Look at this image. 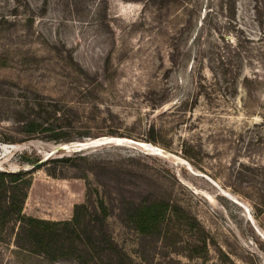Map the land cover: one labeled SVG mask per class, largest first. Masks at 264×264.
I'll use <instances>...</instances> for the list:
<instances>
[{"label": "rangeland", "instance_id": "374dc122", "mask_svg": "<svg viewBox=\"0 0 264 264\" xmlns=\"http://www.w3.org/2000/svg\"><path fill=\"white\" fill-rule=\"evenodd\" d=\"M175 1L0 0V15L16 10L0 25V148L22 149L0 150V171L43 160L23 213L66 221L86 204L88 229L96 189L104 231L136 264H264V0H235L232 26L224 0ZM22 91L59 103L60 140L20 142L3 113ZM157 200L190 220L139 234L132 203ZM12 248L0 264H35Z\"/></svg>", "mask_w": 264, "mask_h": 264}, {"label": "trees", "instance_id": "16d2710c", "mask_svg": "<svg viewBox=\"0 0 264 264\" xmlns=\"http://www.w3.org/2000/svg\"><path fill=\"white\" fill-rule=\"evenodd\" d=\"M224 1L221 16L226 24L232 26L236 24L235 0ZM11 12L1 13L0 25L9 24L7 19L15 15L13 13L16 12L15 8ZM204 19L205 16L201 20V26ZM5 96L6 94L0 93L1 98ZM10 97L14 101L8 104L3 114L5 120L21 128L24 139L20 142L48 131L54 132L51 138L56 141L65 134L63 127H56L61 119L62 110L58 102L32 91H22ZM66 160L59 159L52 162L62 163ZM39 161L26 159L25 163L31 166ZM42 166V164L38 165L29 171H0V244H9L13 247L10 251V260L35 262V264H55L61 261L73 264H105V262L136 264L124 251L118 249L113 239L104 231L108 208L96 189L97 210L94 214L95 225L91 229H88L90 224L83 218V212L88 213L86 204L75 205L71 219L66 221L38 219L23 213L27 191L31 186V173ZM172 217L190 220L186 211L180 206L172 205L165 200H157L149 203H132L128 221L139 234H153L171 221Z\"/></svg>", "mask_w": 264, "mask_h": 264}, {"label": "water", "instance_id": "95a60500", "mask_svg": "<svg viewBox=\"0 0 264 264\" xmlns=\"http://www.w3.org/2000/svg\"><path fill=\"white\" fill-rule=\"evenodd\" d=\"M87 144H91V142H89ZM68 149H69L68 145L63 144V145H59V146L55 147L54 151L57 152V153H59V152L63 153L65 151H68ZM42 163H43V160H40L38 163H36L34 165L24 166V168L22 170L23 171H29V170L35 168L36 166L41 165Z\"/></svg>", "mask_w": 264, "mask_h": 264}, {"label": "bare ground", "instance_id": "6f19581e", "mask_svg": "<svg viewBox=\"0 0 264 264\" xmlns=\"http://www.w3.org/2000/svg\"><path fill=\"white\" fill-rule=\"evenodd\" d=\"M96 145V144H95ZM52 147V146H51ZM22 148V147H21ZM30 148V147H28ZM0 150L4 153H11L13 151H22V149H20L19 147L15 146V145H4L3 147L0 148ZM43 153V152H42ZM44 154V153H43ZM41 155V154H40Z\"/></svg>", "mask_w": 264, "mask_h": 264}]
</instances>
